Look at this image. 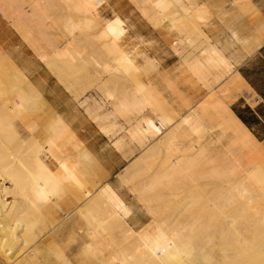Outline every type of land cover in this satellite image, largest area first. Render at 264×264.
<instances>
[{
	"label": "bare ground",
	"instance_id": "obj_1",
	"mask_svg": "<svg viewBox=\"0 0 264 264\" xmlns=\"http://www.w3.org/2000/svg\"><path fill=\"white\" fill-rule=\"evenodd\" d=\"M19 1L0 0V3L16 5ZM28 1L33 6L30 16L37 18L41 0ZM65 1L73 2L78 16L63 18L66 45L54 49L52 57L41 56L48 68L59 70L60 64L56 67L51 59L64 65L75 58L79 52L73 47L79 42L78 35L95 27H100L96 41L102 42L103 53L109 58L95 63L105 74L128 73L143 65L159 67L155 56L125 43L129 39L128 18L118 15L106 23L97 11L100 0ZM236 1L233 3L242 0ZM140 2L152 7L154 26L161 31L179 36L187 34L183 39L175 38L184 45L192 48L195 38L208 37L206 4L192 10L187 6L193 0ZM172 7L179 10L171 12ZM23 12L25 18L27 12L24 9ZM142 15H146L145 9ZM263 29L259 27L258 31ZM232 36L245 44L252 40L241 39L236 31ZM138 38L145 42L142 36ZM146 44L158 51L153 42ZM202 52L206 60H196L191 65L211 66L220 73L216 78L219 86L212 89V101L203 104L200 101L199 109L196 105L188 107L179 115L172 107L175 103L172 88L160 90L154 84L136 91L111 93V116L125 118L130 138L142 150L133 167L126 168L119 178L121 188L133 185L134 198L128 205L119 200L117 191L112 190L115 187L112 191L100 190L107 182L99 185L94 158L70 125L49 110V101L46 103L33 87L17 86L22 74V79L25 77L30 85L29 78L20 71L21 77L9 73V79L7 71V75L0 74V261L7 264H264V179L258 174L260 165L264 164V145L230 107L221 109L216 104L220 99L230 105L237 92L238 77L233 75V62L216 47ZM10 78L14 81L12 85ZM143 89L148 93L144 94ZM165 92L169 97L164 96ZM85 109L96 120L101 105L91 103ZM43 115L52 117L54 141L40 142L33 134ZM18 120L28 126L31 131L28 136L21 134ZM14 142L20 147H13L12 151L10 146ZM204 194L210 199L206 207L201 201ZM175 207L180 210L169 215V209ZM205 208L210 209L204 211ZM217 239L224 241L223 246L233 239L234 245L230 249L220 246L215 251L213 244ZM231 248L235 249L233 256Z\"/></svg>",
	"mask_w": 264,
	"mask_h": 264
},
{
	"label": "crops",
	"instance_id": "obj_2",
	"mask_svg": "<svg viewBox=\"0 0 264 264\" xmlns=\"http://www.w3.org/2000/svg\"><path fill=\"white\" fill-rule=\"evenodd\" d=\"M233 1L235 3L236 0H193L192 4L187 7L198 10L201 4H206L208 10L206 32L208 39L212 40V42L209 41L208 48L209 50L212 48L210 44L212 43L214 44L213 47L219 50L222 49L235 66L233 75L238 77L237 92L234 93L235 95L233 94L231 104L227 106L224 103V107L225 109L230 107L229 109L239 118L242 124L264 145V29L258 31L259 27H264V0H250L246 3L242 0L236 4ZM112 8L115 15L117 14L122 19L128 18L129 20L126 23L129 32L128 44L132 48L144 49L149 56H155L160 62L159 70L151 72V75L143 80L146 82L153 80L160 89H165L166 84L163 76L178 79L177 86L181 95L183 91L199 90V88L190 86L189 72L181 66L183 59L172 49L171 40L166 32H158L154 29L135 9H132L129 2L115 0L112 3ZM191 9L189 10L191 11ZM177 10L179 8H176L175 11ZM137 31L141 35L138 36ZM233 31H236L241 39L251 38L252 40L250 39L251 41L248 44L234 40ZM141 36L145 39V42L138 38ZM19 39L17 32H13L6 21L1 19L0 44L4 52L11 59H14L16 65L30 78L29 80L45 98L46 103L49 101L47 103L49 110L60 115L70 125L77 139L84 143V148L95 160L93 166L99 174L98 180L101 184L108 182L102 189L117 191L116 195L119 200L125 205L130 204L133 199H128L122 194L124 188L118 186L113 178L128 166L131 158H125L123 153L114 146L113 140L108 138L103 133L105 131L102 132L92 118L89 117L85 109L87 104L81 105L76 100L75 94L68 91L66 86L61 83V79L40 60L35 51L20 43ZM258 39L260 40L259 43H255L254 40ZM148 41L153 42L158 51L148 48L146 44ZM208 59H210V54ZM141 61L139 60V62ZM68 74H71V72ZM164 96L169 97V93L165 92ZM190 97L193 99L197 95H190ZM85 98L89 97H81V100L83 101ZM175 100L178 103L179 100L177 98ZM116 120L110 118L106 122H116ZM110 127L111 129L106 134L118 131L117 124ZM131 144L136 146L130 138Z\"/></svg>",
	"mask_w": 264,
	"mask_h": 264
},
{
	"label": "rangeland",
	"instance_id": "obj_3",
	"mask_svg": "<svg viewBox=\"0 0 264 264\" xmlns=\"http://www.w3.org/2000/svg\"><path fill=\"white\" fill-rule=\"evenodd\" d=\"M34 1L36 2V0ZM74 1L80 3L85 2V0H74ZM122 1H126V3L129 2V4H131L132 6V9H135V11L139 13V15L145 21L151 24L154 29L156 30L158 29L157 31L161 32V30L156 25H155L156 27L154 26V20H153L154 10H152V7L150 5L148 6V4H145V6H143L142 5L143 3L140 2L142 0L140 1L137 0V3L135 2L136 0L135 1L122 0ZM114 2L115 0H100V5L97 6V11L100 13L102 19L106 21V23L107 21L109 22L113 20L116 16H118L117 14L115 15L114 9L112 8V3ZM4 3L2 4L0 3V20L2 19L6 21V23L10 26L11 30L13 32H17V34L20 37L19 39L20 43H23L29 48L33 49L35 53L39 56L41 61H42L41 56L49 55L52 57L54 55V51H55L54 49L57 48L59 49L66 45L67 38H65L62 30L63 18L67 16H78V12L75 10L73 2H67L65 0H41L39 2L40 5V7L38 8L39 10L37 9L36 11L39 13V14L36 13V15L37 14L39 15V16L37 15V18L39 19L32 18L30 16L33 10V6L31 5V3H29L28 0H20L19 3L16 5L8 4L6 2ZM16 7L18 8V10ZM141 7H143L142 10L140 9ZM173 8L174 7H172V9ZM23 9L24 11L27 12L25 18L23 16L24 13ZM143 9H145L146 15H142ZM172 9L171 12L176 10V8H174L173 10ZM40 15H43V17ZM80 19L82 18L80 17ZM99 30L100 27H95L94 29L90 28V30L89 29L85 30L83 32L84 34L80 33L78 35L79 42L75 44L73 47L74 50L76 52H79L80 54L78 53V55L77 54L75 55V58L72 59L74 61L68 60L67 63L65 61V64L61 65V62L54 58L51 59V62H54L56 67H58V64H60L59 70L57 72L55 68L53 69L50 67L49 69L54 74H56L59 79H61L60 80L61 83L64 84L68 90L70 88L71 90V91L69 90L70 93L72 92L73 94H75L76 100L79 101V103L83 105L87 104V106L91 103L92 104L99 103L101 105V110L99 111V117L96 120L92 119L94 120V122L97 124V126L100 128L101 131L102 129L103 131L110 130L111 129L110 126H112L113 124L118 125L117 127L118 131L116 133L110 132L106 134L105 132L103 131L102 132L105 135H107L108 138H111L113 140L114 146L117 148V150L123 153L125 158L127 159L131 158L130 163L126 167L131 169L134 165V161L141 154V150H140L141 148L138 146L137 142L135 141L134 143L140 149H138L133 144L130 145V134L128 132V123L126 122L125 118L111 116L110 111L112 110V102H113V98H111L112 96L111 93L113 94V92L116 93L117 91L118 92L136 91L138 88L141 89L148 84H154L156 88L160 89L159 86L153 80H149L147 82L143 80L145 77H149L151 75V72H154L155 70H159V67H156L154 65H147V66L143 65L140 66L138 70L136 71L130 70L128 73L120 72L114 75L105 74L103 72V68L95 63L96 61H101L102 63L103 61L109 60V58H106L105 54L103 53L104 51L102 50V46H101L102 42L100 41L98 42V40L96 41V35L98 34ZM163 32H166L168 37L170 38L171 47L174 50V52L176 54H179L183 59L181 66L184 68V70H187L189 72L190 86H192L193 88H199V90L183 91L181 95L177 86L178 79L176 80V79H171L170 77L163 76V80L166 84L165 89L172 88L171 92L174 94L175 103L172 107L179 115L185 113L187 109H189L188 107H194L196 105L195 108L199 109L200 104H203L207 101H212L211 97L214 96V93H212V89L214 87L217 88L219 86L218 84L219 80H216V78L219 76L220 72L219 69L217 70L211 66H206V67L200 66L199 68H194L191 64L196 60L199 62H204L206 60L205 55L202 51L203 49L209 47V41L212 42V40L211 39L209 40L208 37L206 36L195 38L194 45L191 48L178 41L186 37L187 34H184L185 36L183 35L179 36V35H174L172 33H168L165 30ZM136 34L138 36L141 35L140 32L138 31ZM176 37L178 38V40H175ZM127 39L125 43H128ZM210 44L212 47L214 46V44L212 43ZM0 52H1L0 58L3 59L6 56L5 54L7 53L4 54V50L1 44H0ZM8 57L10 56L7 54V57L3 59V60H7V63L4 61L6 64L4 62L2 63L3 60L0 59V67L2 68V69L0 68V74L2 73L1 75H3L5 73V75L7 74L9 75V73L10 74L13 73L16 76L21 77V75L18 72L20 71L21 74L24 72L16 65V63L13 61L14 59H11V57L10 59H8ZM9 60L13 63L12 64L9 63L10 62ZM42 62L44 63V61ZM63 66L65 67L62 68ZM64 69L65 71H63ZM59 71L60 73L61 72L62 73L60 74ZM69 72H71V74H68ZM8 75L6 77L9 79L10 75L9 76ZM23 76L24 75L22 74V77ZM22 77L17 81L18 82L17 86H21V87L30 86L31 88L33 87L34 89H36L34 86H32L33 85L32 83H30L29 85V83L27 82L28 84L27 85L25 82L26 78L24 77L25 79L24 78L22 79ZM10 80H8V82ZM12 82L14 81L11 80L9 85H12L13 84ZM14 85L16 84L14 83ZM160 90H164V89H160ZM142 92L144 94H147L148 90L143 89ZM86 95L89 98H85L82 101L81 97H87ZM190 95L192 96L197 95V97L191 99ZM175 98L179 100L178 101L179 104L176 102ZM39 102L41 103V100H39ZM42 102L44 101L42 100ZM224 103L225 102H223L220 99H217L216 101L217 106L221 109H225ZM42 118H41L42 121L40 120L39 122L40 123L39 128L36 129V131L33 132V134L39 138L40 142L54 141L56 139V135L52 129V117L48 115L45 116L43 115ZM110 118H115L117 120L116 122L113 121L106 122V120ZM19 121L20 120H18V122ZM18 126H20V128L19 127L18 128L22 130L21 131L22 135L28 136L29 133H31V131L28 130L29 128L26 125V123L25 124H23V122H21L20 124L18 123ZM21 126L22 127L24 126L23 129ZM69 140L72 141L71 138ZM186 141L187 140L184 139V142ZM13 147L15 149H18L20 145L18 142H14L13 144H11L10 149ZM125 169L121 171L115 178H113V181L118 186H121L122 184V180H120L119 178L120 177L122 178V176L126 171ZM258 174L260 177H262L261 179H264L263 178L264 164L260 165ZM99 185L102 184L100 183ZM104 186L105 184L101 186L100 190L105 191L102 189ZM124 189L122 190V194H124L125 197L128 199L131 198L133 199L134 198L133 197L134 194L132 192L133 185L132 184L127 185L125 186ZM208 199L209 197H207L206 194H204V197L201 198V201L203 202L205 207L208 206L210 203L209 202L210 199L209 200ZM209 209L210 208H205L204 211H208ZM174 210H180V207H175V209H169L168 212L169 215L172 214V212H175ZM227 241H228L227 245L223 246L224 241L217 239V241H215V244H213L215 247L214 250L217 251L220 246L227 247L228 249H230V247L234 245L233 244L234 241L233 239L232 241L230 240V242L229 240ZM235 243L237 242L235 241ZM230 253L233 256L235 253V249L231 248ZM229 262L231 263L233 261L230 260ZM0 264H7V262L0 261Z\"/></svg>",
	"mask_w": 264,
	"mask_h": 264
}]
</instances>
